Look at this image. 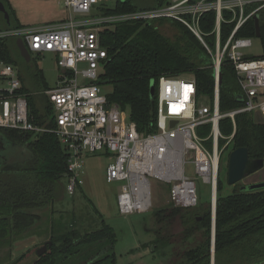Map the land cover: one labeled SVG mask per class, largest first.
Masks as SVG:
<instances>
[{
  "label": "trees",
  "instance_id": "obj_1",
  "mask_svg": "<svg viewBox=\"0 0 264 264\" xmlns=\"http://www.w3.org/2000/svg\"><path fill=\"white\" fill-rule=\"evenodd\" d=\"M2 1L9 11L7 1ZM167 3L168 0H116L114 6H103L102 9L108 14H118L158 8ZM252 8L246 6V13ZM258 13L262 53L258 56L247 54V58H264V8ZM9 14L10 24L1 13L7 26L12 24L10 11ZM222 14L227 20L220 26L223 44L236 21H229L231 11L223 10ZM184 17L192 20L190 14ZM216 25L215 9L200 15L199 31L211 52L186 24L174 19L121 22L102 32L108 58L101 82L112 86L106 96L128 111L139 132L149 134L157 130V100L156 96L152 98L150 95V85L152 80L157 83L161 75H187L195 80L198 93L212 100L216 82L213 57ZM166 29L172 30L170 36ZM236 36L257 38L254 19H248ZM16 48L13 39L0 42L1 56L20 68L22 92L27 96L32 121L46 128L52 127L53 106L39 87L48 88L45 78L40 70L24 60ZM220 72L219 107L225 113L242 105V88L229 58L223 59ZM156 90L157 87L155 93ZM235 122L234 136L225 148L228 155L236 148L247 147L250 158L263 159L264 124L257 122L248 112L236 114ZM220 129L224 136L232 135V119L222 118ZM209 131L207 125L199 130V134L206 137ZM0 135L28 151L25 158L0 163V248L13 245L29 233L48 231L49 238L42 245L49 241L51 245L42 255L37 254L31 264H117L113 252L116 234L105 222L100 229L85 233L75 228L55 230L51 220L53 203L58 193L66 189L62 180L66 179L68 166V156L58 136L50 131L34 133L10 128H0ZM210 142L206 141V144ZM226 143L227 138L220 139L221 147ZM225 184L219 175L214 264L259 263L264 260V188L243 190L242 183H238L232 192L224 194ZM199 204L186 209L167 207L158 215V222L177 218L182 225V239L193 241L192 246L182 253L178 264H212L213 206ZM47 209L49 218H44L43 212ZM15 262L17 260L8 264Z\"/></svg>",
  "mask_w": 264,
  "mask_h": 264
},
{
  "label": "built area",
  "instance_id": "obj_2",
  "mask_svg": "<svg viewBox=\"0 0 264 264\" xmlns=\"http://www.w3.org/2000/svg\"><path fill=\"white\" fill-rule=\"evenodd\" d=\"M64 5L69 11L64 20L0 29V42L21 38L30 55H53L59 74L55 85L44 93L53 106L54 125L46 128L32 121L19 70L0 54V128L56 134L68 156L66 191L69 194H74L82 183L80 174L86 155L98 152L110 155L106 180L121 184L117 201L122 214L151 209L153 180L168 184L175 207L192 208L200 202L198 178L211 185L213 195L226 145L236 130L235 115L256 111L264 115V58H247L244 49L252 46L253 39L236 36L245 22L264 8V0H168L158 8L118 14L105 13L102 7L107 5L103 0H64ZM248 5L253 8L246 13ZM209 9L217 13L213 53L216 82L212 100L205 102L207 96L198 93L195 80L187 75H161L155 93L157 130L142 134L128 111L103 94L101 81L108 49L102 32L121 22L174 19L186 24L211 52L198 26L200 15ZM223 10L231 11L229 21L235 20L236 24L222 44L220 26L222 21H227ZM77 14L80 15L76 17ZM185 14H190L192 20L186 19ZM225 57L239 76L242 105L222 113L219 72ZM224 117L232 119L234 131L221 147L220 139L225 137L220 120ZM207 125L210 131L202 137L199 130Z\"/></svg>",
  "mask_w": 264,
  "mask_h": 264
},
{
  "label": "rangeland",
  "instance_id": "obj_3",
  "mask_svg": "<svg viewBox=\"0 0 264 264\" xmlns=\"http://www.w3.org/2000/svg\"><path fill=\"white\" fill-rule=\"evenodd\" d=\"M6 1L12 14V24L7 26L0 12V29L45 25L50 19L57 17L60 12L64 14L62 11L67 15L64 0ZM115 1L103 0V4L112 7ZM79 15L77 14L76 17ZM171 31V29L165 30L169 36L172 34ZM10 39H13L16 44L14 38ZM244 51L246 54L260 55L262 45L259 38H254L252 46ZM27 63L33 64L36 69L41 71L47 87L55 85L59 73L51 53H32L31 60ZM15 66L20 73L19 66L16 64ZM39 87L41 90L46 89L44 86ZM102 90L103 94H108L112 91V86L102 83ZM204 101L210 103V98L205 97ZM252 115L256 121L264 123V116L260 111L253 112ZM19 152L20 150L16 149L15 159ZM228 157V152L225 151L220 173V176L226 181L224 194L232 192L234 186L227 182ZM110 161V155L103 152L88 154L83 158L80 174L81 185L77 187L74 194H69L66 189L59 192L54 200V212L51 215V220L55 225V230L75 228L85 233L100 229L105 222L116 234L113 252L116 255L117 264H176L181 260L182 253L192 246L193 241L182 239V225L177 218L163 219L158 222L157 218L162 210L171 206L175 207L170 200L168 184L153 180V205L149 211L122 214L119 212L117 201L121 184L106 180V169ZM189 172L193 174V169L189 168ZM257 172L246 176L244 180H249ZM62 182L66 188L67 180L63 179ZM196 183L200 197L199 205H212L211 185L200 178L196 180ZM49 213L48 209L44 210L43 217L49 218ZM48 238V231L38 234L36 232L29 233L25 237L17 239L13 245L7 244L5 247H1L0 264H8L16 260L18 263L14 264H31L37 256V249L42 247L43 242Z\"/></svg>",
  "mask_w": 264,
  "mask_h": 264
},
{
  "label": "water",
  "instance_id": "obj_4",
  "mask_svg": "<svg viewBox=\"0 0 264 264\" xmlns=\"http://www.w3.org/2000/svg\"><path fill=\"white\" fill-rule=\"evenodd\" d=\"M0 12L3 14L6 22L10 24V14L7 10L5 3L0 0ZM255 28H256V37H261V28H260V16L259 13L253 16ZM20 55L25 59L26 62L31 60V55L24 46V43L21 38H18L16 41ZM220 72H219V82H220ZM155 87L156 81L152 80L150 85V95L152 98L155 97ZM173 124L175 121L172 122ZM19 149L17 159H15V151ZM11 154L9 155V153ZM28 155V151L21 145L8 141L4 136L0 135V163L5 162H14L20 160L22 157L25 158ZM264 165L263 159H253L249 156V149L247 147H239L232 150L229 153L228 157V170H227V182L229 185H236L243 181V179L261 169ZM264 188V181L251 183V184H242L243 190H254ZM216 198H217V189L213 192L212 195V206H213V248H212V264L215 263L214 258V242H215V210H216ZM200 219V218H199ZM51 245V242L45 243L42 247L37 249V254L42 255L46 252L48 246ZM264 264V260L256 263Z\"/></svg>",
  "mask_w": 264,
  "mask_h": 264
},
{
  "label": "crops",
  "instance_id": "obj_5",
  "mask_svg": "<svg viewBox=\"0 0 264 264\" xmlns=\"http://www.w3.org/2000/svg\"><path fill=\"white\" fill-rule=\"evenodd\" d=\"M65 10V9H64ZM66 12H67V15H66V13L64 12V11H62L64 14H61V12L59 13V15L57 16V17H55V18H53V19H50L49 21H48V23L46 22L45 24H49V23H51V22H56V21H60V20H64V19H66L67 17H68V13H69V11L66 9L65 10ZM36 26H41V25H36ZM264 116V115H263ZM257 122H260V121H257ZM260 123H263V122H260ZM264 124V123H263ZM263 161H264V158H263ZM260 170V172H257V171H259ZM259 170H257L256 172H257V174H254V176H252L249 180H244L243 179V181L246 183V184H251V183H256V182H261V181H264V165H263V167L261 168V169H259ZM242 181V182H243ZM244 183V184H245Z\"/></svg>",
  "mask_w": 264,
  "mask_h": 264
},
{
  "label": "flooded vegetation",
  "instance_id": "obj_6",
  "mask_svg": "<svg viewBox=\"0 0 264 264\" xmlns=\"http://www.w3.org/2000/svg\"><path fill=\"white\" fill-rule=\"evenodd\" d=\"M241 183V182H240ZM243 184V183H242Z\"/></svg>",
  "mask_w": 264,
  "mask_h": 264
}]
</instances>
